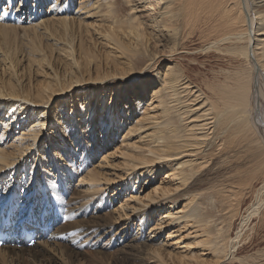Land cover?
Returning a JSON list of instances; mask_svg holds the SVG:
<instances>
[{
  "label": "rangeland",
  "instance_id": "obj_1",
  "mask_svg": "<svg viewBox=\"0 0 264 264\" xmlns=\"http://www.w3.org/2000/svg\"><path fill=\"white\" fill-rule=\"evenodd\" d=\"M80 1L90 2L93 0H0V26H3L0 29V81L7 83L14 82L19 86L21 91L24 88L26 91L34 93L35 89L39 87V83L48 78L55 80L54 83L58 81L57 84L66 89V93L63 91L62 94L56 96L52 103L49 104L51 105V109L44 114L45 116H42L43 113L41 112L45 105L36 106L34 114H30L29 116H27V112L23 113V115H21L22 112L20 115H16L14 112L10 114L9 109H6L5 113L1 114L0 150H6V154L12 157L9 163H13V165L2 166V171L6 174L0 171V192L10 191L14 194L15 200H18L15 205L19 207L27 203L31 204V206L35 205L40 202L41 199L38 200L39 198L47 197L50 200L57 194V191H61L67 199L71 198L77 205L84 204L85 208L83 209L89 207L88 216L90 217L100 214L103 208L106 211H111L114 217L113 221L117 222L114 225V230L118 227L120 231H124V229H121L123 227L122 222L126 220L127 224H132L134 232H138L139 236L143 235L144 238H148L154 246L155 251L152 250L153 253L151 252V255H145V264H158L157 257L152 256L164 258V261L167 260L166 262L169 264H200L199 261L202 259L210 258L207 254H199L203 253L200 250L201 248L192 244L193 234L187 235L192 230H187L185 227L186 218H180L168 227L157 225L160 223V218L163 217L161 214L167 211L166 205L173 206L172 208L175 207L174 210L178 211L177 209L184 208L189 198L187 194L184 197L180 195L177 198V202H170V199L164 198L160 193L155 191L162 180H169L165 175L167 169L165 168L162 172L159 171L154 176L150 175L152 177L149 174L145 176L148 179L152 178L151 180L143 179L137 183L135 177L128 187L126 186V182L131 176L128 175L132 171L143 170L140 167H145V165H135L130 161V154L135 151L139 153L144 152L147 148L146 144L150 142V136L148 135L151 132L147 121L146 123L137 124L133 99L143 93L146 95V101L151 102L153 91L159 90L165 85L163 84L164 78L170 79L180 76L183 80L178 86V91H180V88H182V91L186 85L192 86L193 92L202 90L193 93L191 102L196 103L194 105L195 109L198 108V105L200 107L193 111V116H197L198 119L203 117L199 115L208 107L206 104L205 106L201 105V103L205 101V96H208L209 67L207 63L210 58L208 56L209 49H205V38H201L199 31H193L195 28L188 26L191 25L188 24L181 26L182 31L180 29V35L182 36L180 37L183 39L180 38V42H183L184 45H180L178 51H174L173 43L170 41L159 43L153 37L155 33L151 32L155 29L156 31L154 32L159 36L162 32L156 29L153 23L159 7L156 8V2L152 0L151 6L148 5L147 9L139 11L137 14L142 19L148 20V27L151 29H147L149 38L148 59L151 58L153 63L149 60L143 64H138L135 69H142L138 72L137 76L122 78L121 73H117L118 71L116 72L114 69V63H116L114 57L107 58L109 51L116 50L113 43H106L107 40L104 34L108 32V22L101 20L103 13L100 14L98 12L95 15H88L89 11L81 10ZM131 1L138 2V5H143L140 3L142 0ZM115 3L124 6L126 9L129 8L125 0H115ZM30 6H32L33 10H31ZM90 7H88L89 10L91 9ZM251 12L252 17H255V27L257 26L256 29H258L262 22L260 21L261 14H256L254 9ZM63 18L69 19L68 21L71 20L68 23L67 32L63 31V24L60 22ZM72 21H74L73 24ZM6 24L12 25L14 28L4 29L7 26ZM84 25L85 27L88 26V29ZM35 28L37 35L33 36L31 33L33 30L30 29ZM257 35L260 36L261 41H264L262 30L257 31ZM135 38H128L127 43L133 49L137 48ZM262 46H264V42L258 47ZM37 47L43 48L49 54L47 62L52 65H46L43 68L44 72L38 75V67H35L36 61L41 59L43 53L38 56L39 52L34 50ZM49 49H53V60L50 56L51 51H48ZM215 52L217 53L216 60H218L220 53L218 51ZM87 53L98 54V59L92 56L87 57ZM114 53V55H117L116 52ZM118 56H122L121 50H119ZM65 60H68V62ZM98 60H100L101 66L98 65ZM148 63L150 66L146 67L145 65ZM134 70L132 72L125 71L124 73L131 74ZM107 75L111 77L104 79ZM99 81L102 82L100 83ZM184 82L187 83L184 84ZM172 90L176 89L169 88L167 93ZM182 94H185V92ZM156 100L158 99L153 100L155 101L153 105L158 104ZM261 101L263 103L260 106L259 112L263 114L264 99L262 98ZM186 104L188 103H184V105ZM180 105L178 103V107L180 108L177 109L182 111L183 107ZM155 110L153 109V111ZM91 111H93L92 116H90ZM110 114L117 116L111 123L109 121ZM173 115L171 116L173 117ZM87 118L90 121L88 123L84 120ZM176 118L179 119V116ZM75 121H77L78 125L74 124ZM106 122L109 123V126L104 131L103 127L106 125ZM69 123L75 126V132L68 130L67 124ZM132 130L133 132H131ZM135 145L143 146V150L136 149ZM13 152H16V154L14 155ZM206 153V151L201 154L198 153L196 156H202ZM218 153L216 151V155H212V161L206 168L207 170L201 173L200 176L203 179L198 180L200 176L196 177L199 175L197 174L190 181H194L195 178L198 180L193 194L197 195L201 193L204 197L201 196V198L207 200L208 198L207 195L205 197V194L212 193L211 191L216 186L219 189L220 185L227 182L230 183V180H234L231 178L233 176H236V180L240 177L242 179L243 176L254 174L250 177L251 180L249 182L252 184L250 188L244 186L242 181L241 184L243 187H246L245 189L237 185V182L234 183V185H237L236 189H252V191H247V193H253L254 190H257L264 184V175L259 174L258 178H255L258 170L250 171L251 168L249 167L251 166L249 165L253 163L255 165L257 161V159L251 156V153L248 152L246 156H243L242 160L220 158L222 153ZM168 164L173 165V162L169 161ZM239 166L242 167L243 171L240 170ZM15 168L16 171H14ZM261 172H264V169L258 173ZM11 173H13L11 175L13 176V181L10 179ZM96 174H99L97 177L100 179L96 178ZM104 176L108 180L105 181ZM153 177L155 178L153 179ZM187 185L181 187L177 191V194L184 190ZM67 189L71 191L66 192ZM97 195L98 197L105 195V202H107H100L99 208L96 207V203H93ZM216 195L217 199H220V193L217 192ZM133 196L135 197L133 198ZM137 196L139 200L136 198ZM252 197H248L243 201L241 213H247L254 200ZM208 202L210 203L209 207H205L204 210L201 207L203 213L208 214L207 210L214 214L218 213L216 211L218 204L215 206V203L211 204L212 201ZM150 203H154L155 210L151 211L148 208ZM37 209L38 207L35 210ZM182 214L183 212L175 216L180 217ZM139 218L143 219L139 221ZM212 219L214 220L215 217H212ZM240 220V217L236 219L233 236L241 230ZM257 222L258 220L255 219L252 226ZM56 227L57 224L53 223L49 225L48 229L52 232ZM173 228L177 230V233L176 231L175 233L171 231ZM263 237L264 232L260 234L257 241L252 245L247 244L249 245L248 248L245 249L240 257H248L252 263L259 262V264H264V256L259 257L262 259H254L255 255L259 253L258 250H264V244L258 245ZM43 240H47V238L38 239L36 249H50L47 244L42 242ZM110 240L108 237L98 243H82L84 247L82 250L101 251L106 258L99 259L96 255H89L87 264H117L118 260L134 253L133 248L129 247L127 239L121 240L116 236L113 240ZM189 242H191L190 247L198 252V255L195 256L197 260L189 261L186 259V255H189V253H186V245ZM51 252L52 255L58 258L57 264H62L61 258L54 251ZM210 261H212V258L207 263H210ZM0 264H3L1 259ZM226 264L251 263H243L240 260H228Z\"/></svg>",
  "mask_w": 264,
  "mask_h": 264
},
{
  "label": "bare ground",
  "instance_id": "obj_2",
  "mask_svg": "<svg viewBox=\"0 0 264 264\" xmlns=\"http://www.w3.org/2000/svg\"><path fill=\"white\" fill-rule=\"evenodd\" d=\"M125 2L129 5L128 9L120 4H116L115 0L80 1V7L83 11H89L88 15H95L98 12L100 14L103 13L101 20L108 22V32L104 34L107 40L106 43L111 42L116 47L115 51L111 50L107 53V58L114 57L116 62L114 63V69L116 72L118 71L117 73H121L122 78H133L142 69H135L138 64H143L149 60L152 61L151 58L148 59L149 38L147 29H150L148 27V20L142 19L137 14L139 11L147 9L148 5L151 6L152 0H142L140 3L143 5H138V2L135 3L131 0H125ZM155 2L157 5L155 7H159V9L157 16L153 19V23L156 29L162 32L159 36L154 32L156 30L153 29L151 32L155 33V35H150L155 37L159 43L170 41L173 43L174 51H178L179 46L184 45L183 42H180V36H182L180 35L182 31L181 26L188 24H191L188 26L195 28L193 31H199L201 38H205V49H209L208 56L210 57L207 63L209 67V80L208 96H205V101L201 105L205 106L206 104L208 107L199 115L203 116L201 119L193 116V111L200 107L198 105V108H194L196 103L191 102V97L193 93L200 92L201 89L193 92L192 86L186 85L182 91V88L178 91V86L183 80L180 76L170 79L164 78L163 84L165 85L161 89L153 91L151 102L146 101V95L143 93L137 97L135 96L136 98L132 102L135 103L136 122L139 125L147 121L151 132L148 135L150 136V142L146 144L147 148L144 152L139 153L135 151L130 154V161L135 165H145L147 168L140 167L143 170L132 171L128 175L131 176L127 180L126 186H130L131 181L135 177L137 183L143 179L151 180L152 178L148 179L145 176L148 174L149 176H154L166 168L165 175L169 180H162L155 191L160 193L164 198L170 199V202H177V198L180 195L184 197L187 194L189 198L184 208L177 209L178 211L174 210L175 207L172 208L173 206L166 205L167 211L161 214L163 217L160 218V223L157 225L168 227L178 219L186 218L185 227L187 230H192L187 235L193 234L192 244L201 248L200 250L203 253L199 254H207L210 259L212 258L210 263H207L210 259H202L199 261L200 264H226L228 260H240L243 263L259 264V262L252 263L248 257L241 258L240 255H242L249 245L257 241L260 234L264 232V184L253 191L254 195L253 193H247V191L250 192L252 189L244 190L246 187H243L242 184L248 186L247 188L252 186L249 181L251 180L250 177L254 174H249L245 177L243 176L242 179L240 177L236 180V176H233L231 178L234 180H230V183L227 182L220 185L219 189H217V186L216 188L214 187L213 191L216 190L215 192L211 191L212 193L205 194V197L207 195V200L201 198V196L203 197L201 193L197 195L193 194V190L197 181L201 178L203 179L200 175L204 170H207L206 168L212 161V155H216V151L219 152L218 154L222 153L220 158H236L240 160L249 152L253 158L257 159V161L255 160V165H253L254 163L249 165L251 166L249 167L251 168L250 171L258 170L255 178H258L259 174L264 175V172L258 173L264 169V112L263 114L259 112L260 106L263 103L261 100L262 98L264 99V46L258 47L264 41H261L262 39L257 35V31L260 30L264 34V0H252V2L251 0H155ZM8 4L10 3L8 2ZM30 7L33 10L32 6ZM88 7L91 9L89 10ZM251 7L256 11V14H261L260 21L262 22L258 29H256L257 26L255 27V17H252ZM68 20L63 18L60 21L63 24V31L66 32L69 26L68 23L71 21ZM73 23L74 21H72ZM6 25L4 29L14 28L12 25ZM1 28L3 26H0ZM85 28L88 29V26ZM30 30H33L31 32L33 36L37 35L36 28ZM3 35L7 37L5 34ZM132 37H136L135 41H137V48L134 49L127 45L128 38L132 39ZM34 50L39 52L38 56L43 53L41 59L36 61L35 67H38V75L44 72L43 68L46 65H51V63L47 62L49 54L43 48L37 47ZM119 50H121V57L118 56ZM33 51L32 53H34ZM48 51H51L50 56L53 60V49H49ZM215 51L220 53L218 60H216L217 53ZM114 52L117 55H114ZM89 56L98 59L99 55L87 53V57ZM65 61L68 62V60ZM97 63L101 66L100 60ZM145 66L148 67L150 64L148 63ZM132 70L134 71L131 74L124 73L125 71L132 72ZM136 70L138 71L135 72ZM109 77L111 76L107 75L104 79ZM54 81L48 78L47 80H43L39 83V87L35 89L34 93L26 91L24 88L21 91L19 86L14 82L7 83L0 81V97H4L0 98V118L6 109L10 110V114L14 112L16 115H20L22 112L21 115H23V113L27 112V116H29L30 114H34L36 106L45 105L44 109L41 110L43 116L51 109V105L49 104L52 103L55 97L62 94L63 91L66 93V89L57 84V80L56 83ZM99 82L101 83L102 81ZM169 88H175L176 90L167 93ZM184 92L185 94H182ZM154 99H158L156 100L158 101L157 105H153L155 103ZM178 103L183 107L182 111L177 109L180 108L178 107ZM184 103L188 104L184 105ZM153 109L156 110L153 111ZM113 114L109 115L110 123L117 117L113 116ZM170 114H174L173 117ZM92 115L93 111L90 113V116ZM178 116L179 119L176 118ZM191 118L193 119L191 120ZM84 120L87 123L90 122L89 118ZM74 124L78 125L77 121ZM108 126L109 123L106 122V125L103 127L104 131ZM74 127L72 123L67 124L68 130L71 132L76 131ZM200 145L201 147H199ZM134 147L136 149L143 148L140 145H135ZM205 151L207 152L206 154L196 156V154H201ZM13 154L15 155L16 152H13ZM10 158L12 157L6 154V150H0V171L3 174H6L2 171L3 165H13V163H9ZM169 161H172L173 165L168 164ZM239 167L242 170V167ZM14 171H16V168ZM97 175L99 176V174H96V178L100 179ZM195 176L200 177L198 180L195 178L194 181L190 182ZM104 180L106 181L108 178L104 176ZM236 182L237 185L242 186L244 189H236L237 185H234ZM185 185L187 187L177 194V191ZM69 191L71 190H66V192ZM9 192H0V206L8 204L11 199L14 200L11 204L13 215L19 221H24L25 225L36 228L39 232L38 238H42L43 235H40L48 230L49 225L56 223L57 227L52 233H49L46 237L47 240L42 241L50 249H36L37 243L33 247L26 245L19 247L17 244L12 245L10 243L1 246L0 259L3 264H57L58 258L52 255L51 251H54L61 258L62 264H87L89 255H96L99 259L106 258L101 251L82 250L84 249L82 243H98L108 237L113 240L116 236L121 240L127 239L129 247L133 248L134 252L130 256L118 260L117 264H145V255L153 253L154 246L151 244V241L148 238H144L143 235L139 236L138 232H134L132 224H127V220L122 222L123 227L121 229H124V231H120L118 227L114 230V225L117 222L113 221L112 212L106 211L105 208L101 209V215L98 214L90 217L88 216L89 207L83 209L85 208L84 204L77 205L71 198L67 199L61 191H57V194L50 200L47 197L39 198L38 200L41 199L40 202L35 205L31 206V204L27 203L24 206L18 207V205H15L18 201L17 199L15 200V195ZM217 192L220 193V199H217ZM248 197H252L254 200L247 213H241V205ZM97 198L93 202L97 204L96 207H98L100 202L107 203L105 202V195L101 197L97 195ZM136 198L139 200L138 196ZM208 201H212L211 204L215 203V206L218 204L216 209L218 213L214 214L213 212H209V210H207L208 214L203 213L202 209L204 210L205 207H209L210 203ZM37 207L38 209L35 210ZM148 208L153 211L156 207L154 203H150ZM157 211L159 212V210ZM181 212L183 214L180 217L175 216ZM212 217H215V219L213 220ZM238 217L241 218L239 222L241 230L233 236ZM142 219L139 218V221ZM255 219L258 222L252 226ZM171 231L173 233L176 231L177 233V230H174V228ZM16 232L18 231L16 230ZM18 234V238H20V233L18 232ZM191 242L186 245V253H189V255H186V259L189 261L197 260L195 256L198 255V252L190 247ZM262 244H264V237L258 245ZM263 251L258 250L259 253L255 257L253 255L254 259H262L259 257L264 256ZM152 257H157L158 264H169L166 262L167 260L164 261V258L162 259L159 256ZM180 262L182 263V261Z\"/></svg>",
  "mask_w": 264,
  "mask_h": 264
}]
</instances>
